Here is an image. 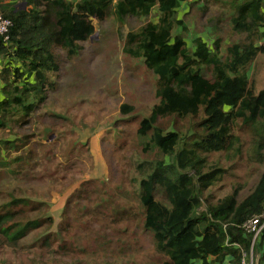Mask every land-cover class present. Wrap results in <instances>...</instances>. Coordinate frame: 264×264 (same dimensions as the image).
<instances>
[{
	"label": "trees",
	"instance_id": "1",
	"mask_svg": "<svg viewBox=\"0 0 264 264\" xmlns=\"http://www.w3.org/2000/svg\"><path fill=\"white\" fill-rule=\"evenodd\" d=\"M182 1L196 3L20 0L18 7L8 9L0 0V14L12 22L8 38L0 35V173L8 171L16 179H46L37 168L42 161L40 150L54 128L43 126V122L39 127L32 118L47 100L48 90L54 87L48 76L60 66L54 49L64 50L67 58L75 56L81 49L80 42L93 35L94 19L104 21L109 11L120 20L126 16L143 19L156 7L157 21L146 20L136 31L127 32L123 46L125 54L142 59L144 68L156 76V102L149 114L138 119L129 162L135 175L128 181L138 211L129 205L116 213L135 220L140 217L143 229L152 232L154 252L162 256L159 264H192L196 260L206 264L208 256L221 261L226 254L234 256L236 264L250 243L242 223L264 210V87L254 93L248 82L251 64L259 53L264 54V0L232 3L233 30L246 37L226 46L224 54L219 49L220 38L209 45L197 36L192 39V47L188 46L182 35L186 29L182 15L176 11ZM132 111L131 105H120L122 114ZM39 116L63 117L55 113ZM168 117L186 118L190 134L163 129L159 121ZM31 123L36 126L29 135L23 128ZM235 128L249 130V140L243 141L246 138L237 135ZM215 152H226L227 158L230 152L236 157L245 154L253 165L249 179L258 167L262 168L246 195L240 197L246 183L238 180L224 194L212 191L225 171L208 163L206 155ZM69 180L64 189L80 179ZM105 180L98 182L100 186L106 185ZM95 181L98 179L82 180L73 187L67 196L70 199H65L67 204L71 198L77 203L89 202L96 196ZM90 184L96 185L87 190ZM122 184L126 185L127 180L123 178ZM35 211L36 206L28 197L14 191L8 195L0 207V234L9 244L44 223V231L37 232L35 239L40 247L49 248L52 235L62 236L63 228L59 226L52 232V218L37 216ZM259 236L264 244V229ZM58 248H63L61 241ZM259 264H264V248Z\"/></svg>",
	"mask_w": 264,
	"mask_h": 264
},
{
	"label": "rangeland",
	"instance_id": "2",
	"mask_svg": "<svg viewBox=\"0 0 264 264\" xmlns=\"http://www.w3.org/2000/svg\"><path fill=\"white\" fill-rule=\"evenodd\" d=\"M233 2L238 3L239 0H196L187 6V12L182 15L186 28L182 35L190 48L192 39L197 36L209 45L215 38H220L222 54L225 47L235 40H245L246 34L233 30L230 21L234 12ZM182 3L178 7L180 13L184 11ZM154 11L147 18L126 16L121 20L109 11L104 21L93 20L94 33L88 40L80 42L81 49L77 55L67 58L64 50L54 49L60 62L57 72L48 73L54 87L48 90L47 100L32 118L39 127L43 122V126L54 128L40 150L42 161L37 168L46 179H16L10 172L1 171L0 192L3 194L0 195V207L14 191V194L26 196L35 204L37 216L44 214L52 218V232L60 226L63 233L61 237L52 235L49 248L35 243L37 232L44 231L45 223L13 244L0 234V264L160 263L162 256L154 252L152 232L143 229L140 217L135 220L132 216H117L116 213L117 209L129 205L138 211L128 181L135 175L129 162L133 156L138 119L149 114L151 105L156 102V76L144 68L142 59L125 54L123 46L127 32L136 31L146 20H154L156 7ZM248 72L249 87L257 93L264 87V54L259 53ZM122 103L131 105L133 111L122 114ZM43 113L63 117H40L39 114ZM159 124L165 130L175 129L184 136L190 134L186 118L168 117L160 120ZM35 126L31 123L23 131L30 135ZM248 131L234 129L237 135L246 138L243 141L249 140ZM91 136L98 139L107 166L106 185L100 186L98 182L103 178H96V196L89 202L78 203L71 198L67 204L70 190L80 183L79 180L64 189L70 177L81 180L89 177H84V174L92 161L87 149ZM33 138L39 139L31 136ZM229 155L230 158L226 152L206 155L208 163L225 169L212 191L219 190V195L224 194L235 187L232 182L238 180L246 183L240 191L242 197L255 185L262 168L258 167V172L249 179L247 176L253 165L246 155L236 157L231 156V152ZM123 178L127 180L126 185H121ZM95 185L90 184L87 190ZM85 205L89 208L85 209ZM60 241L63 248H58ZM253 255L256 259L254 250Z\"/></svg>",
	"mask_w": 264,
	"mask_h": 264
},
{
	"label": "crops",
	"instance_id": "3",
	"mask_svg": "<svg viewBox=\"0 0 264 264\" xmlns=\"http://www.w3.org/2000/svg\"><path fill=\"white\" fill-rule=\"evenodd\" d=\"M2 4L4 5L5 8L8 9H15L20 5V0H1ZM183 2V3H182ZM182 7H183V12H179L178 7L180 4H178L176 11L178 14L183 15L184 13L187 12V6L190 5V2L188 1H182ZM189 7V6H188ZM155 9V8H154ZM154 9L152 11H154ZM186 10V11H185ZM155 12V11H154ZM153 21H157V16ZM2 63H3V57H0V70L2 68ZM2 85V81L0 80V87ZM1 90H0V98H1ZM87 149L88 153L90 152V156L92 161L89 163L87 169L85 170L84 177L89 175L87 179H96V178H104L107 175V166L103 157L102 152H100V147L98 144V139L97 138H92V136L88 139L87 142ZM88 173V174H87ZM87 179H82V180H87ZM80 179V182L82 181ZM75 187V186H74ZM71 191V190H70ZM262 238L260 236L256 240L255 247L258 244L259 246L256 247L255 251V257H256V264H259V256H260V251L264 248V244L261 241ZM192 264H202V260H196L193 261ZM206 264H235L234 261V256L230 254H226L221 261L216 260V257L214 256H208L206 259Z\"/></svg>",
	"mask_w": 264,
	"mask_h": 264
},
{
	"label": "built area",
	"instance_id": "4",
	"mask_svg": "<svg viewBox=\"0 0 264 264\" xmlns=\"http://www.w3.org/2000/svg\"><path fill=\"white\" fill-rule=\"evenodd\" d=\"M11 25L12 22L10 19L5 18L0 14V35H3L4 39L8 38V32ZM241 226L244 228L245 232L250 235V243L247 250L241 251L240 260L236 264H256L253 250L256 240L264 229V210L261 213L248 218Z\"/></svg>",
	"mask_w": 264,
	"mask_h": 264
}]
</instances>
